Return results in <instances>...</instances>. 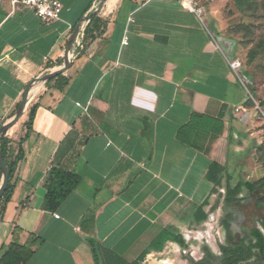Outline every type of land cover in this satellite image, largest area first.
<instances>
[{
    "label": "crops",
    "instance_id": "0c3cea01",
    "mask_svg": "<svg viewBox=\"0 0 264 264\" xmlns=\"http://www.w3.org/2000/svg\"><path fill=\"white\" fill-rule=\"evenodd\" d=\"M222 6L206 5L210 31L174 1L62 0L59 21L43 23L0 0V126L47 65H64L67 42L92 7L101 21L82 50L77 34L65 85L33 86L5 133L9 161L19 147L23 157L0 221V257L17 244L18 264H95L92 239L131 263L162 231L180 237L185 248L170 239L146 255L155 264L197 249L209 227L240 242L261 231L262 192L243 184L264 179L263 122L226 57ZM31 101L38 106L27 132ZM53 167L80 181L48 211ZM227 196L238 201L227 205Z\"/></svg>",
    "mask_w": 264,
    "mask_h": 264
},
{
    "label": "rangeland",
    "instance_id": "374dc122",
    "mask_svg": "<svg viewBox=\"0 0 264 264\" xmlns=\"http://www.w3.org/2000/svg\"><path fill=\"white\" fill-rule=\"evenodd\" d=\"M215 1H223L219 15L227 21V26L223 28V39L229 51L226 57L240 64L235 72L236 79L246 92L248 103L258 109L264 130V0H245V4L240 6L237 0H207L205 5ZM246 3H251L250 8ZM203 22L211 31L205 16ZM262 159L264 161V151ZM259 204L261 211L258 215L262 223L264 201ZM207 232V237L194 240L197 249L180 255L177 253V257L167 264H191L183 256L190 258L192 264H208L207 254L215 264H264V259L254 249L250 251L249 258L245 259L251 244L249 241L240 242L238 236L230 237L219 227H209ZM238 246H243L245 250L233 255L221 251L222 248L235 249Z\"/></svg>",
    "mask_w": 264,
    "mask_h": 264
},
{
    "label": "trees",
    "instance_id": "16d2710c",
    "mask_svg": "<svg viewBox=\"0 0 264 264\" xmlns=\"http://www.w3.org/2000/svg\"><path fill=\"white\" fill-rule=\"evenodd\" d=\"M245 0H237V4L244 5ZM251 2H255V0H251ZM251 3H246V6L250 8ZM101 27V21L97 19L94 15L91 16L88 25L84 29V41H91L95 38L94 30L96 33L99 32V28ZM50 65H47L41 73L37 77H40L45 74V70L50 68ZM62 72L59 73L55 78L50 79L46 82V84H50L51 82H55V86L58 89H61L65 85V80L62 78ZM249 101L247 100V103ZM249 104V103H248ZM250 105V104H249ZM38 104L31 101L25 126L27 128V132L31 131L32 121L36 112ZM252 106V105H251ZM9 139L5 137L3 134L0 137V153L3 158L4 164L8 171V181L5 187V190L0 197V221L2 220L3 213L5 211V206L7 202L10 200L13 190H14V173L18 162L22 159L23 153L22 149L19 147L18 152L15 158L12 161H9L8 158V144ZM264 151V144L257 150V157L259 161L264 165V161L262 159V153ZM0 178H1V171H0ZM80 178L79 176L68 172L64 169L59 167H53L49 170L46 174V181L44 184L45 194L43 197V208L48 211H54L58 205L66 199L76 188L77 184L79 183ZM249 191H254L255 189L261 190L262 196L259 199V202L264 201V179L259 181L257 184H243ZM238 201L235 199H230L228 196L225 198V204H230L231 202ZM250 237L252 241H250V248L248 249V255L245 259L249 258L250 251L254 249L260 256L261 259H264V221L261 223V231L259 230H252L250 233ZM172 239L174 242L179 244L182 248H185L183 242L181 241L180 237H174L169 235L166 231H162L150 244L149 246L141 253V255L137 258V260L129 263L123 260L120 257L112 255L108 251L102 249L96 242L92 239H87V243L89 244L91 254L93 256L95 264H140L143 259L146 257L149 252H160L165 244L166 241ZM242 244V243H241ZM244 251L243 246H238L235 249H227L222 248L221 251L224 254H236L237 251ZM22 248L17 244H13L10 246L7 252H5L0 257V264H18L19 256L21 254ZM189 263L192 264L190 258L186 257Z\"/></svg>",
    "mask_w": 264,
    "mask_h": 264
},
{
    "label": "built area",
    "instance_id": "2783aa9c",
    "mask_svg": "<svg viewBox=\"0 0 264 264\" xmlns=\"http://www.w3.org/2000/svg\"><path fill=\"white\" fill-rule=\"evenodd\" d=\"M133 1L141 5H144L157 0H133ZM159 1H164V0H159ZM166 1H174L176 3H179L187 12L192 13L197 17V19L201 23H204L203 18L207 12L205 5L207 0H205V2H202V0H166ZM10 5L12 8L23 7L33 11L34 14L43 23H52L59 21L60 13L62 10V0H10ZM88 23L89 21L83 23L80 28V32H78V34L80 35V43H79L80 50L83 49L84 29L88 25ZM122 45H127L126 37H124L122 41ZM230 67L234 72H236V70L239 69L240 64L237 62H231ZM54 217L56 219L59 218L58 215H54ZM155 261H157V257L152 255L146 257L143 264H153V262ZM169 261L170 260L162 259L161 261H159V263L167 264Z\"/></svg>",
    "mask_w": 264,
    "mask_h": 264
},
{
    "label": "water",
    "instance_id": "95a60500",
    "mask_svg": "<svg viewBox=\"0 0 264 264\" xmlns=\"http://www.w3.org/2000/svg\"><path fill=\"white\" fill-rule=\"evenodd\" d=\"M102 1H105V0H102ZM93 14H94V11H93V7H92L90 9V11L82 17L81 21L75 27V29H74L69 41L67 42V45H66L64 65L58 70H53V69H50V68L46 69L44 75H42L40 77H36L27 86V88H26V90H25V92H24V94L22 96V99H21L19 105L17 106V109H16L15 113L13 114V116L7 122H5L4 124H2L0 126V137L3 134H5L6 131L11 126H13L15 123H17L18 120L22 117L23 113L26 110L27 105L30 102L29 101V93H30L31 89L33 88V86H35L37 84L45 83L48 80L55 78L59 73H61V72L63 73L65 70H67L71 66V61H70V59L68 57L70 48H71L73 42L75 41V39L77 37V34H78L82 24L88 22ZM0 171H1V178H0V197H1L3 192H4V190H5L7 181H8V171H7V168H6L5 164H4V161H3V158L1 156V153H0ZM206 256H207V258H209V254H207Z\"/></svg>",
    "mask_w": 264,
    "mask_h": 264
},
{
    "label": "flooded vegetation",
    "instance_id": "af4514ba",
    "mask_svg": "<svg viewBox=\"0 0 264 264\" xmlns=\"http://www.w3.org/2000/svg\"><path fill=\"white\" fill-rule=\"evenodd\" d=\"M206 257H207V256H206ZM207 260H208V264H215L214 262H212L210 256H209V258H207ZM213 261H214V260H213Z\"/></svg>",
    "mask_w": 264,
    "mask_h": 264
},
{
    "label": "bare ground",
    "instance_id": "6f19581e",
    "mask_svg": "<svg viewBox=\"0 0 264 264\" xmlns=\"http://www.w3.org/2000/svg\"><path fill=\"white\" fill-rule=\"evenodd\" d=\"M39 85H40V84H37V85L35 86L34 91H36V90L38 89Z\"/></svg>",
    "mask_w": 264,
    "mask_h": 264
}]
</instances>
